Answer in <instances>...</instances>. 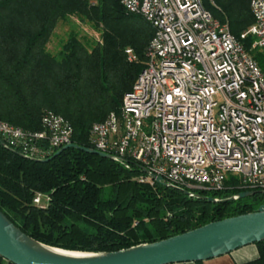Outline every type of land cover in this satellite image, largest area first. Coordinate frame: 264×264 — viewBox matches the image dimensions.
<instances>
[{"label": "trees", "instance_id": "16d2710c", "mask_svg": "<svg viewBox=\"0 0 264 264\" xmlns=\"http://www.w3.org/2000/svg\"><path fill=\"white\" fill-rule=\"evenodd\" d=\"M202 3L238 39L254 22L250 0ZM72 16L99 39L71 30L53 54L47 48L53 31ZM153 33L149 22L119 0H0V121L39 131L42 117L52 113L71 127V143L91 148L92 126L119 112L146 64ZM240 41L264 75V48H253L251 35ZM143 175L134 162L75 148L35 162L0 143V210L42 243L97 252L154 242L264 204L259 189L233 201L205 199L247 191L232 174L221 190H190L204 198L178 186L140 182ZM37 193L44 204L33 202ZM255 245L257 257L240 264H264V241ZM0 264L12 263L0 256Z\"/></svg>", "mask_w": 264, "mask_h": 264}, {"label": "built area", "instance_id": "2783aa9c", "mask_svg": "<svg viewBox=\"0 0 264 264\" xmlns=\"http://www.w3.org/2000/svg\"><path fill=\"white\" fill-rule=\"evenodd\" d=\"M119 1L154 33L119 112L92 126L91 148L188 191L221 190L228 174L247 191L264 190V75L240 41L251 35L252 47L264 48V0H250L254 22L240 39L202 0ZM41 125L0 121V140L38 159L71 143L62 117L47 113ZM139 181L154 182L146 174Z\"/></svg>", "mask_w": 264, "mask_h": 264}, {"label": "water", "instance_id": "95a60500", "mask_svg": "<svg viewBox=\"0 0 264 264\" xmlns=\"http://www.w3.org/2000/svg\"><path fill=\"white\" fill-rule=\"evenodd\" d=\"M0 143L10 151L3 141ZM75 148L96 154L103 158L118 160L115 156L97 151L90 147L70 143L57 150ZM24 158L35 162H46L50 158L38 159L18 152ZM141 171L154 182L176 187L155 176L147 168ZM179 188V187H178ZM186 195L204 198L196 193L179 188ZM256 193L255 190L240 192L224 199L205 198L209 202H227L245 198ZM264 241V204L256 210L212 221L154 242L139 243L114 251L68 250L42 243L25 234L13 224L0 210V256L12 264H174L183 262H202L231 253L232 251L257 242Z\"/></svg>", "mask_w": 264, "mask_h": 264}, {"label": "rangeland", "instance_id": "374dc122", "mask_svg": "<svg viewBox=\"0 0 264 264\" xmlns=\"http://www.w3.org/2000/svg\"><path fill=\"white\" fill-rule=\"evenodd\" d=\"M78 31L82 38L99 39V34L90 25L80 22L76 17H68L59 21L53 31V34L47 44V48L53 54H57L61 42L67 37L69 31ZM45 200L43 199V204Z\"/></svg>", "mask_w": 264, "mask_h": 264}, {"label": "crops", "instance_id": "0c3cea01", "mask_svg": "<svg viewBox=\"0 0 264 264\" xmlns=\"http://www.w3.org/2000/svg\"><path fill=\"white\" fill-rule=\"evenodd\" d=\"M258 255L257 247L255 244H249L240 247L229 254L219 256L216 258L204 260L201 264H240L246 261L255 259ZM174 264H198L195 262H183Z\"/></svg>", "mask_w": 264, "mask_h": 264}]
</instances>
